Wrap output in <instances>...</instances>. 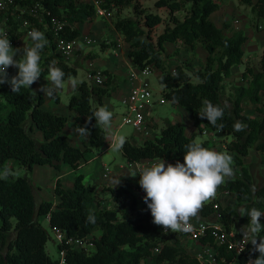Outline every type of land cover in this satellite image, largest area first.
Masks as SVG:
<instances>
[{
    "label": "trees",
    "instance_id": "trees-1",
    "mask_svg": "<svg viewBox=\"0 0 264 264\" xmlns=\"http://www.w3.org/2000/svg\"><path fill=\"white\" fill-rule=\"evenodd\" d=\"M145 1L105 0L103 7L109 11L117 9L118 18L114 27L131 46L128 57L134 67L140 71L151 67L161 72L159 81L164 87L163 98L183 107L193 117L199 132L209 130L233 137L227 149L236 165L241 167L242 174L226 179L217 192L235 195L237 205L223 207L215 200L206 202L190 222L195 218L210 221L211 216L218 215V221L228 232L237 223L242 225L238 233L241 236L249 218L241 217L239 209L255 207L264 211V182L259 184L243 161L252 149L264 153V54L260 71L246 67L242 77L248 85L234 86L231 95L225 98L226 81L236 78L233 68L244 62V45L248 37L241 30L228 36L212 20V15L221 9V3L218 0H156L154 6L158 11L168 14V18L164 19L159 12H153ZM239 1L251 6L258 19H264V0ZM14 6L18 10L15 16H6L9 21L0 13V28L8 29L12 46L23 53L24 49L17 42L28 30H41L48 40L45 49L52 51V55L41 65L42 77L48 75L51 66L65 72V81L77 77L78 68L55 53L56 37L46 25H51L55 18L63 23L58 39L77 40L82 35L77 26L83 24L86 17H95V5H80L78 0H14ZM128 6L133 7V15L121 17ZM35 7L43 22L31 14ZM22 9L28 11L22 13ZM181 13H185L184 17ZM22 19L30 21L28 30H21ZM162 26L165 28L158 34ZM167 44L177 45V52L185 51L192 55H196L198 48L202 47L207 53L203 68L196 70L193 62H186L172 71L164 59ZM105 46H108L107 43H102V47ZM17 71L14 67L8 69L11 76ZM101 74L107 77L103 84L82 81L69 99V108L76 113L77 129L103 106L105 98L112 96L110 86L113 75L108 70L101 71ZM192 74L199 83L193 82ZM35 84L31 89H22L20 94L12 93L7 84L0 86V96L4 100L0 104V264H60V260L53 259L47 251L51 234L40 222V217L48 218L52 227L64 233L65 242L58 244V249L65 250L66 264H143L147 260L155 264H202L194 251L190 252L180 243H170L167 239L169 235L163 234L153 222L148 226L136 224L132 215L137 202L129 208L125 207L122 216L115 209L102 207L98 199V185L86 184L83 174L76 175L74 187L69 190L57 181L54 192L60 202L56 208L51 201L42 200L38 204L30 177L34 168L38 165L60 168V164L64 163L78 171L82 161H89L95 151L106 145L107 132L93 118L87 123L91 134L83 136L88 139L85 148L72 146L67 136L62 134L69 117L46 110L43 107L44 96L40 94L36 98L34 95ZM52 98L60 102L57 93ZM246 99L255 105L258 116L245 113ZM206 101L221 107L227 104L223 120L218 121V125L223 124L222 128L214 127L200 117ZM237 122L244 125L243 131L234 130ZM34 128L43 133L44 141L30 134ZM156 130L157 125L154 127ZM196 138V134L188 136L183 125L168 120L159 135L153 132L142 143L129 138L121 150L129 163L160 158L172 164L177 161L183 163L187 146L197 142ZM198 143L211 149L208 141ZM12 161L24 168L26 175L1 178L2 175H10ZM104 190L116 193L110 187H104ZM89 215L95 216V223L88 221ZM13 220H16L15 225ZM178 234L184 235L183 232ZM90 237L95 246L91 252L76 249L66 242L68 239ZM198 244L214 248L217 264H249L259 255L251 244L239 255L218 245L211 235L200 238Z\"/></svg>",
    "mask_w": 264,
    "mask_h": 264
},
{
    "label": "rangeland",
    "instance_id": "rangeland-1",
    "mask_svg": "<svg viewBox=\"0 0 264 264\" xmlns=\"http://www.w3.org/2000/svg\"><path fill=\"white\" fill-rule=\"evenodd\" d=\"M155 1L156 0H147L145 2H146V5L150 7V9L153 12H159L160 14H162L164 19H167L168 14L165 11H158V9L154 6ZM218 1L221 3L222 7L219 11L215 12V14L212 16V20L216 21V25L222 28L225 34L228 36H231L235 32L241 30L248 37V40L244 45V50H245L244 62L238 67L233 68V72L236 78L233 79L232 81H229V80L226 81V89L224 92V96L225 98H228L231 95L233 91L232 89L234 86L248 85L247 80L243 79L242 77L247 66L253 67L256 72L261 70V58L264 54V19L263 18L258 19V17L253 13L252 7L241 4L239 0H218ZM78 3L80 5L87 4L89 3V0H78ZM17 10L18 8H13L11 11V15L16 13ZM21 12L26 13L27 11H23L22 9ZM110 12L111 14L109 17H105V16H102L96 13L95 17L92 20L88 17L85 18V21L83 24H85L84 25L85 28L88 27L87 29L88 30L90 29V38L94 40V43L92 45L85 46V48H83L82 50L78 52L79 59L75 66L77 68L79 67V73L77 77L72 78V79L77 80L78 84L82 81H89L88 71H89V64L91 62H93L95 68L98 71L104 67V65L99 66L96 64L97 59L100 57L103 58L102 60L104 61L109 60L110 65H112V60L114 57L117 59L115 62L118 61L119 64L121 63V59L117 58L118 56H123L127 58L128 60L127 53H129L131 46L125 41H122L123 47L118 48L119 46H117V43H118L119 38H118V33H116L117 31L114 27V22L118 18V12H117V9L111 10ZM132 15H133V7L128 6L124 8L121 17H131ZM184 15L185 13H181L182 17H184ZM91 23H93L94 28L91 27L90 25ZM164 28H165L164 26L160 27L158 29V34L162 33ZM102 43H107L108 46L102 47ZM79 46H83V44L80 43ZM123 48L126 53L121 54V52H123ZM177 48H178L177 45L170 44L164 56V59L167 65L170 67L172 71L177 65L184 64L186 62H193V65L196 70H201L203 68L205 61H206L207 53L202 47L198 48L196 55H192L185 51L177 52L176 51ZM104 52H109V54L106 55ZM82 61H84V63L81 66L80 62ZM72 65H74V63H72ZM131 65L133 64L131 63ZM126 67L129 69V75L131 76L130 67H128L127 63H126ZM159 74H161L160 71L158 72L154 71L149 76V80H150L152 89L154 91V104L151 106L150 117L157 122L156 124L157 130L154 132L157 135H159L161 133V130L164 128L166 122L170 120L174 123L183 125L186 128V134L188 136H192L193 134H196L197 142L208 141L211 145L212 150H215L217 152H227L228 154H230L228 152L227 146L233 139L231 135H226L222 132H211L209 130L204 131V132H199L195 127L193 117L183 107L175 106L168 101H166L165 104L160 103V100L163 98L162 90L164 87L159 81V78H158ZM192 80L194 83L200 82L193 74H192ZM69 81H66L65 87L63 89H60L62 103L61 104L57 103L58 105H61L62 107H64L65 105L67 109L69 108V99L75 93V91L74 92L70 91L71 89L68 86L70 85L68 84ZM47 82L48 81L46 77L44 80L37 83L36 93H38V96L41 93V89L43 87H46ZM120 84H121L120 81L119 82L117 80L113 81V85H120ZM123 98H124V95H122V91L119 89H116L114 91V97L112 99L107 98L106 100V107L110 111L113 112L112 129H111L112 134L123 135L126 138V140L129 138H134L139 143H142L144 138L135 130V128L132 125H124L122 128H119L123 120V115L126 111V106L122 103ZM0 99H2L1 96H0ZM244 102H245V109H246L245 113L246 114L251 115V116L259 115V113L255 111V105L251 104L247 99ZM111 104L112 105L114 104V108L112 107ZM104 105L102 107H104ZM73 127L77 129L74 123L72 122L71 125L68 126L67 128V134L70 135L71 140L74 143H76V137L74 136L75 132H74ZM62 134L67 136V134L64 131L62 132ZM263 139H264V135H263ZM111 142L112 140L110 138V135L109 133H107L106 147L110 145ZM98 155H99V151H95L94 154L90 156L91 162L95 160L94 164H91L90 166V169L92 170L99 171L100 167L102 166L101 162L103 160L107 162L108 164L114 165V168L112 170H115L116 169L115 167L117 166H120V165L127 166L128 164L127 160L123 156L122 150L115 151L111 149L109 150L107 154L103 155L104 157L101 160L96 159ZM243 161H244V164L251 169L252 174L255 175V178L257 179L258 183L259 184L263 183L264 182V153L252 149L250 151V155L248 157H244ZM11 163L12 165H14V168H13L14 170L12 174L2 175L1 178L11 179V178H17L19 176L26 175V171L24 168L20 166H16L14 161H12ZM90 163H88V165ZM145 166H146V163L143 164L141 168ZM56 169H60V168H56ZM233 170H234V175L226 179H232V178L241 176L242 174L241 167L237 166L234 160H233ZM74 174L77 175L78 173L75 172ZM30 177L32 179L33 186L35 188V193H36L38 204L43 200L42 197L46 199L44 201H47L53 198L55 194L54 192L55 187L53 186H54V181L56 180H55L53 172H51L50 166H43L39 168V170L36 172V176L34 175V172H33ZM96 179H99L97 175L93 176V178L91 177V175L87 176V180H90V181L92 180L91 182L93 183L96 182ZM101 189H102L101 192L100 190H98L99 191L98 199L102 207L115 209L120 212L121 216L123 215V211L125 207L126 208L131 207L132 203H130L128 206L126 205L125 200L119 199L117 196H115V193L113 194L109 190L103 191V187ZM122 197L125 198L126 196L124 195ZM143 197L140 198V202L139 200H135L137 201V206L140 203V207H139L140 209L137 212H134L132 217L136 224H144L148 226L153 222V217L151 216L150 210H148L147 205L144 203ZM213 200L218 201L223 207L237 205L236 196L233 194H229V193L217 192L216 196L210 199L208 202L213 201ZM131 201L132 200H130V202ZM51 202H54V201L52 200ZM217 217L218 215H213L210 217V219H216ZM39 220L51 234V239L49 240L48 245H47L48 253L51 255L53 259H58L61 261L62 259L61 252L58 249L59 243L56 240L55 233L52 231V226L49 222V219L46 217H40ZM13 223L15 225L16 220H13ZM261 223L264 224V217L261 218ZM178 233H173L170 231V233L168 234L169 237L167 238L169 242L170 243H180V246L187 248L190 252H193V251L195 252L196 249L194 248L193 242L189 240L187 235L185 234L181 235ZM143 264H155V263L152 260H147V261H144Z\"/></svg>",
    "mask_w": 264,
    "mask_h": 264
},
{
    "label": "clouds",
    "instance_id": "clouds-1",
    "mask_svg": "<svg viewBox=\"0 0 264 264\" xmlns=\"http://www.w3.org/2000/svg\"><path fill=\"white\" fill-rule=\"evenodd\" d=\"M27 35L32 46L25 47L23 53H20L12 46L10 38L0 33V86L7 84L14 94H20L22 89H31L42 74L41 54L48 40L45 33L37 29L29 31ZM21 55L23 59L18 60L16 57ZM9 67L18 69L17 74L9 77ZM65 75L61 68L51 66L47 77L50 86L47 84L41 91L49 97L54 96L57 90L65 87ZM69 83L73 89L77 88V80L71 79ZM227 107V104L221 107L206 101L199 115L212 126L222 128L223 124L218 125V121L223 120ZM93 118L97 125L109 133L112 140L110 147L120 151L126 143V138L123 135L112 134L113 112L107 107H100L84 126L77 129L80 135L91 134L87 123ZM234 130L243 131L244 125L237 122ZM137 175L139 186L146 194L143 199L153 217V223L162 226L166 232L189 233L193 231L190 220L198 215L206 202L216 196L218 187L225 183L226 178L234 175L233 157L227 152H217L193 142L187 146L183 163L180 161L175 164L167 163L160 158L131 176ZM119 183L120 180L117 184ZM239 215L249 218L242 237L246 239L247 244L254 246V252L259 253L255 259L249 261V264H264V235H261L264 233V224L261 223L264 211L255 207L251 209L242 207L239 209ZM88 221L95 223V216L89 215Z\"/></svg>",
    "mask_w": 264,
    "mask_h": 264
},
{
    "label": "built area",
    "instance_id": "built-area-1",
    "mask_svg": "<svg viewBox=\"0 0 264 264\" xmlns=\"http://www.w3.org/2000/svg\"><path fill=\"white\" fill-rule=\"evenodd\" d=\"M91 2L93 5H95L98 14L105 17L110 16L111 12L103 7L105 0H91ZM13 8H16L14 6V0H0V13L3 15L6 21H9L6 16H9V14L11 15V11ZM26 11H28V9ZM30 12L34 17H38L41 22L44 21L40 14L37 12V7L32 9ZM12 16H15V13ZM30 26V21H28L27 19L22 20L21 30H28ZM49 27L50 29H52L54 36L56 37V40H54L56 44L55 53H57L60 58H62L68 64H71V62H73L72 58L75 56V52L79 45V39L74 41H67L61 38L58 39L63 29V23L55 18L52 19L51 25H46V28ZM29 31L30 30H28V32ZM0 33L5 34L8 38H10L8 29L3 28ZM84 42L87 45H92L94 43V40L90 37H86L84 39ZM95 71L96 73H94ZM130 71V80L134 86L132 87L126 99V111L123 115V120L119 128H122L124 125H132L143 138H149L154 132V127L157 124V122L150 117L151 106L154 104V91L152 89L149 76L155 70L151 67H147L145 70L140 71L134 66H130ZM104 77L105 76L101 74V71H98L95 68L93 62H91L89 64L88 71V79L90 83L101 85L105 81ZM160 103L165 104L166 100L162 98L160 100ZM157 160L159 159L148 162L146 166H150L151 164L157 162ZM129 166H137L138 168H140L143 166V164L130 163ZM143 194L144 196L146 195L144 191ZM190 223L193 225V231L184 234L187 235L189 240L193 242L194 248L196 249L195 255L202 264H217L216 252L214 248L209 245L205 246L198 244V240L204 236L211 235L218 245L225 246L228 248V250L234 251L239 255L246 251L250 244H247L246 239L242 237V235L238 236L239 229H236L234 227L233 230L228 232L218 220L202 221L199 219H194ZM158 227L163 234L170 233V231L166 232L162 226ZM52 231L55 233L57 242L59 244H63L66 239L64 233L56 227H52ZM66 242L76 249H83L87 252H91L95 248L91 238L68 239ZM60 252L62 257L60 264H66L65 250H62Z\"/></svg>",
    "mask_w": 264,
    "mask_h": 264
},
{
    "label": "crops",
    "instance_id": "crops-1",
    "mask_svg": "<svg viewBox=\"0 0 264 264\" xmlns=\"http://www.w3.org/2000/svg\"><path fill=\"white\" fill-rule=\"evenodd\" d=\"M89 3H92L91 0H89ZM215 14V13H214ZM213 14V15H214ZM212 15V16H213ZM91 20L93 18H90ZM215 21V20H214ZM216 23V21H215ZM85 24H79L77 27H79V29L81 30L82 32V35L80 36L79 38V44H83V46H79L77 47V50L75 52V56L72 58L73 62L71 63H74V65L77 64L78 62V59H79V54L78 52L80 50H82L83 48H85V46H87V44L84 42V39L86 37H90V29L88 30L87 28H85L84 26ZM92 28H94L93 26V23L90 24ZM3 28H0V31L2 30ZM118 33V43H117V46H119L118 48H122L123 47V43L122 41H124V39L122 38L121 34L119 32H116ZM28 33H26L17 43V45L20 47V48H25V47H31V40L28 39ZM121 43V45H120ZM49 46V45H48ZM170 44H167V50L169 48ZM120 50V49H119ZM106 55L109 54V52H104ZM124 54L126 53L124 48H123V52H121V54ZM52 55V51L51 50H48L47 48L43 50L42 54H41V61H40V66L43 64V62H45L50 56ZM100 55V54H99ZM128 55V53H127ZM18 60H22L23 59V56H18L16 57ZM117 58H120L121 59V63L119 64L118 61L115 62L117 59L114 57L113 60H112V65H110V61L109 60H102L103 58H98L97 61H96V64L97 65H104L103 68H101L99 71H105V70H108L110 71V73H112L113 75V81L114 80H117L118 82L120 81V85H111L110 88H111V93H112V96L111 97H108V98H113L114 97V91L116 89H119L122 91V95H124V98L122 99V103L125 105L126 103V99L132 89V87L134 86L133 83L131 82L130 80V75H129V69L126 67V63L128 65V67L130 66H134V65H131V63L133 64V62L131 61V59L128 57V61L127 58L123 57V56H118ZM81 63V66L82 64L84 63V61L80 62ZM130 63V64H129ZM98 67V66H97ZM78 73H79V67H78ZM161 74L158 75V78L160 77ZM9 77H11L9 75ZM47 76L45 77H40L39 80L36 82L35 86H34V95L35 97L37 98L38 97V93H36V87H37V83L44 80ZM105 80H107V77H105ZM69 81V80H68ZM66 82V81H65ZM81 83V82H80ZM79 83V84H80ZM47 84L50 86V82H47ZM70 84V83H68ZM78 84V85H79ZM77 85V87H78ZM47 86V85H46ZM69 88L71 89L70 91H75L76 89H73L70 85H68ZM113 91V92H112ZM56 93L58 94V96L60 97V102H57L55 99H53L52 97H49L47 95H45V93L43 91H41L40 94H42L44 96V99H45V103H44V108L46 110H49L53 113H59V114H62V115H66L69 117V123L67 125V127L64 129V132L67 134V128L68 126L71 125V123L73 122L74 125H75V119H76V113L71 111L70 108H66L65 105L64 107H62L61 105H58L57 103L61 104L62 103V97H61V92L60 90H57ZM39 94V95H40ZM106 100L107 98H105L103 100V105L104 107H106ZM4 100L2 101V99H0V104L3 103ZM112 105V104H111ZM112 107L114 108V104L112 105ZM178 124V123H177ZM76 127V126H75ZM74 129V136L76 137V143H74L71 138H70V135L67 134V139H68V142L74 146V147H78V148H81V149H84L88 139L86 137H83L82 135H80V133L77 131V129ZM197 129V128H196ZM117 132V131H116ZM30 134L35 137L36 139L40 140V141H44V135L43 133L38 130L37 128H34V130H32L30 132ZM116 135V134H115ZM112 143V142H111ZM110 143V145H111ZM110 145H108L106 147V145L101 149V150H98L99 151V155L97 156V160H101L105 155L109 152V150H111L112 148L110 147ZM152 160H144L142 161L141 163L142 164H147L148 162H151ZM154 161V160H153ZM158 161V160H157ZM91 159L90 161H82L81 165H80V168L78 171H75L74 169H72L69 165L67 164H64V163H61L60 164V169H56L54 167H51V172H53L54 174V177H55V180L54 181V186L56 185L57 181H60L61 184L63 185V187L65 189H72L74 187V181H75V177L76 175L74 174L75 172H77L78 174H83L84 177H85V183L86 184H92V185H98V190H100L101 192V188L103 187H110L112 189L115 190V196H118L119 199L121 200H125L126 202V205L129 206L130 203H133V202H137L135 200H139L140 202V198H142L144 196L143 194V189L139 186V176H131V175H135L140 168H138L137 166H133V167H130L129 166V162H127V166H117L115 167L116 169L115 170H112L114 168V165L112 164H108L107 162H105L104 160L101 162L102 163V166L100 167V170L99 171H96V170H92L90 169V166L91 164H94L95 160L93 162H91ZM88 163H90L88 165ZM86 164V165H85ZM148 166V165H147ZM43 167L42 165H38L34 168V175L36 176V172L39 170V168ZM10 168H12V171L10 174H12L13 172V168H14V165H12V163H10ZM109 170V171H107ZM132 172V173H131ZM88 175H91V177L93 178V176L97 175L99 177V179H96V182H91L90 180H87V176ZM120 180V183L117 184ZM123 190L122 192L119 191ZM55 190V189H54ZM119 191V192H118ZM118 192V193H117ZM41 195V194H40ZM126 196L125 198H123L122 196ZM42 197V196H41ZM43 200H46L45 198L42 197ZM54 201V206L55 208L57 207V205L59 204L60 202V199L58 198V196H56V194H54L53 198L52 199H49L47 201ZM130 200H132L130 202ZM140 203L139 205L137 206V210L135 212H137L140 208ZM210 221H216L218 220V217L216 219H209ZM238 225V226H237ZM235 228L236 229H240V228H243L242 225H239L238 223L235 225Z\"/></svg>",
    "mask_w": 264,
    "mask_h": 264
}]
</instances>
